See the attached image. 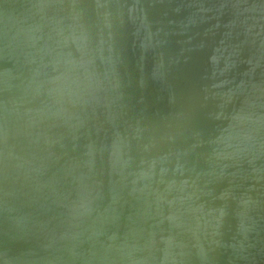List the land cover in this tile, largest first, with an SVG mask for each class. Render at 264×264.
<instances>
[{"label": "water", "instance_id": "water-1", "mask_svg": "<svg viewBox=\"0 0 264 264\" xmlns=\"http://www.w3.org/2000/svg\"><path fill=\"white\" fill-rule=\"evenodd\" d=\"M0 264H264V0H0Z\"/></svg>", "mask_w": 264, "mask_h": 264}]
</instances>
